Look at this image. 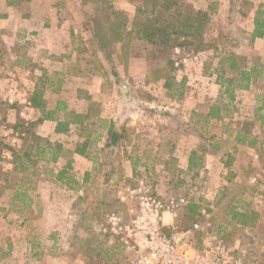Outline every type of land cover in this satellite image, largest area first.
I'll list each match as a JSON object with an SVG mask.
<instances>
[{
  "label": "rangeland",
  "instance_id": "1",
  "mask_svg": "<svg viewBox=\"0 0 264 264\" xmlns=\"http://www.w3.org/2000/svg\"><path fill=\"white\" fill-rule=\"evenodd\" d=\"M8 1L0 0V102L10 106L22 95L20 79L13 75H17V64L8 46L17 41L26 45L32 36L20 22H27L29 16L46 7H63L68 9L63 11L65 21L83 23L74 39L92 36L91 17L111 38L110 7L125 13L130 21L136 12L131 0H106L105 4L102 0H23L5 16L2 11L14 7ZM180 2L187 8L209 11L205 39L212 47L199 53L176 49L173 69L162 58H155L140 40L124 41L125 49L123 44L111 42L106 52L91 43L89 48L85 46V61H93V65L84 64L86 69L92 72L100 61L112 69L117 84L115 90L107 91L105 104L110 108L108 114L118 117V123L127 130L120 147H105L99 156H93L88 177L73 170L58 179L56 170L64 163L39 161L38 175L24 184L30 199L16 200L4 174L12 165L0 160V264H125L120 247L98 229L108 214L125 213L128 206L118 202V192L139 181H145L164 198L184 197L189 203H198L199 211L210 209L211 230L239 253L243 251V264H264V38L251 41L255 11L264 0ZM20 47L27 51L26 46ZM226 52L236 53L248 67H263V75L249 90H236L234 99L223 100L227 116L207 124L205 115L222 93L218 69ZM226 69L225 77L232 76ZM170 77L175 83L167 89L165 82ZM180 90L183 96L177 99ZM5 114L10 127L4 124L2 139L17 146L21 141L13 130L16 121L10 124L16 118L8 116L9 111L0 113V118ZM28 119L26 115L24 120L30 122ZM98 128L93 135L98 136ZM238 137L246 142L240 144ZM126 150L131 159H125ZM194 150L198 156L190 168ZM3 155L9 159L11 154L5 150ZM130 165L135 172H126ZM20 176L10 184L24 182ZM235 209L257 212L255 226L241 228L232 223ZM196 219L204 221L201 216ZM187 225L182 208L174 226Z\"/></svg>",
  "mask_w": 264,
  "mask_h": 264
},
{
  "label": "trees",
  "instance_id": "2",
  "mask_svg": "<svg viewBox=\"0 0 264 264\" xmlns=\"http://www.w3.org/2000/svg\"><path fill=\"white\" fill-rule=\"evenodd\" d=\"M23 0H9V6H16ZM92 3L93 1L90 0ZM83 3H88V0H82ZM102 3H107L106 0H102ZM136 6L135 16L132 21L129 17L117 10L112 9V19H108V22L112 28V37L107 38L104 33L103 27L97 24L96 19L89 20L92 43L100 51L106 52L109 44H123V49L127 47L126 42L131 40H140L147 45L148 50L155 53V58H162L167 66L173 69L175 61L173 59V53L176 49L188 51L191 53H199L205 51L212 47L206 42L205 33L210 23V13L204 10H194L187 8L183 5L180 0H131ZM95 6V5H94ZM99 12V11H98ZM101 13V11H100ZM95 21V22H94ZM254 29L251 36V41L254 42L256 39L264 38V4L260 6L255 11V16L253 19ZM131 26V27H130ZM112 39V41H110ZM153 56V55H152ZM219 64L221 69L219 71L220 85L222 87V93L217 101L213 104L209 113L205 115L206 123L209 124L211 120H223L227 116V113L223 108V100H232L235 96L236 90H249L251 85L258 81L263 75V67L253 65L248 67L247 64H243L241 57L234 52H226L220 59ZM226 67L232 73V76L225 77L227 72ZM159 74V73H158ZM157 81L160 80V75H158ZM175 83V79L170 77L165 82V87L168 89L172 87ZM178 87L182 89V83L178 84ZM183 96V91L180 90L179 94L176 96L177 99H181ZM170 97H174L170 93ZM30 103L33 108L40 110L42 117L36 122H28L24 119H18L13 126V130L19 133L20 144L17 146H10L5 143L2 139L1 129L4 124L7 127V116H2L0 118V160L7 161L12 165V169L6 171L4 174L6 176V184L15 190L14 198L16 200H28L30 199L25 183L30 182L31 176L38 175L37 165L39 161H44L46 163H56L63 148L60 144H52L48 140L37 135L35 129L37 126L45 119H50L53 117L55 112L47 111L46 104L43 100L42 90H36L31 99ZM97 107L94 102H91L89 113L91 114ZM13 108L6 102H0V113L9 111ZM6 109V111H5ZM61 108H58L59 110ZM4 111V112H3ZM89 113L85 115H70L72 117L71 122L73 124H78L90 118ZM70 120V118H69ZM69 122L64 123L66 126ZM9 125V124H8ZM61 126V125H59ZM56 129L61 132V127ZM8 126L7 128H9ZM126 128L118 129L114 124L111 125L108 131V141L106 143V148L120 147L121 143L125 138H127ZM240 136V133H239ZM243 138H248L243 137ZM240 144L246 142L245 139L237 138ZM86 149V144L81 148L78 147L76 152L79 154H84ZM8 151L11 155L7 159L4 157L3 153ZM198 156V150H194L190 156L189 167L193 168L196 163L195 159ZM203 155H200V159ZM229 162L227 166H229ZM66 171L63 169L57 174L58 179H62L67 175ZM17 175H21V183H14L12 180L17 179ZM12 176V179L8 177ZM157 193L156 191H154ZM200 205L198 203H188L185 207V216L188 221V225L184 228L190 227L194 222L198 221L197 216H201ZM259 215L257 212L252 211L250 213L246 211H232V223L236 226L241 227H254Z\"/></svg>",
  "mask_w": 264,
  "mask_h": 264
},
{
  "label": "crops",
  "instance_id": "3",
  "mask_svg": "<svg viewBox=\"0 0 264 264\" xmlns=\"http://www.w3.org/2000/svg\"><path fill=\"white\" fill-rule=\"evenodd\" d=\"M16 8L15 6L6 7L2 12L5 13V16L11 15ZM64 10L68 9L46 7L42 12L29 16L27 22L23 19V23L20 22L26 26L25 28L32 36L26 45L17 41L8 46V51L14 55V63L17 64V75L9 71L6 73L13 74L20 79L18 88L19 94L23 98H19L18 102L9 110L8 116L16 118V120L10 121V124L18 119H24L26 115L32 122L39 120L42 113L32 107L30 99L36 90H42L46 110L55 112V114L50 119L42 121L35 131L52 144L58 143L62 146L63 150L54 164L64 163V165L59 167L60 169L56 172L59 173L63 169L68 174L77 171V173L85 174V177H88L91 172L89 166L93 161V156H99L102 149L105 148L111 125L114 124L118 129L122 128V125L118 123L120 122L118 117L108 114L110 108L105 104L107 91L111 92L112 88L115 90L117 81L112 75V69L109 70L102 61L97 63V68L94 67L92 72L85 68L84 64L93 65V61L88 59L85 61L83 55L88 52L85 46H89V43L93 45L92 36L80 40L74 39L79 29L83 28H81L83 23L65 21ZM20 23L16 24L21 26ZM74 41H80V44H76ZM21 45L26 46L27 51H24L20 47ZM122 72H119L120 77H122ZM123 89L122 86V91ZM91 102L97 104L98 109L90 114ZM58 108L61 109L57 110ZM105 108H108V111ZM14 109L17 112H13ZM87 113H89V119L78 124L71 122L70 115H85ZM66 122L69 123L64 126L63 124ZM58 126L61 127V132L56 130ZM93 126L99 127L98 136L93 135L97 129V127L93 129ZM85 144L84 154L77 153L76 149ZM127 153L126 150L124 152L125 159H131L132 157L129 158ZM180 154L182 155V153ZM133 170L135 168L130 165L126 172L133 173L135 172ZM85 177L82 180L83 183L87 180Z\"/></svg>",
  "mask_w": 264,
  "mask_h": 264
},
{
  "label": "built area",
  "instance_id": "4",
  "mask_svg": "<svg viewBox=\"0 0 264 264\" xmlns=\"http://www.w3.org/2000/svg\"><path fill=\"white\" fill-rule=\"evenodd\" d=\"M126 211L112 212L98 231L120 247L125 264H243L240 253L211 230L210 209L204 221L176 228L174 220L188 205L184 197L164 198L145 182L118 192Z\"/></svg>",
  "mask_w": 264,
  "mask_h": 264
}]
</instances>
